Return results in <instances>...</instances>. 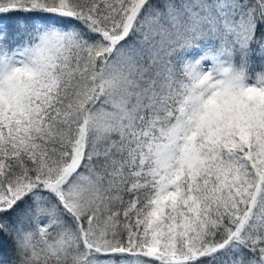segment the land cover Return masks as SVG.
<instances>
[{
  "label": "snow or ice",
  "instance_id": "obj_1",
  "mask_svg": "<svg viewBox=\"0 0 264 264\" xmlns=\"http://www.w3.org/2000/svg\"><path fill=\"white\" fill-rule=\"evenodd\" d=\"M0 264H264V0H0Z\"/></svg>",
  "mask_w": 264,
  "mask_h": 264
}]
</instances>
